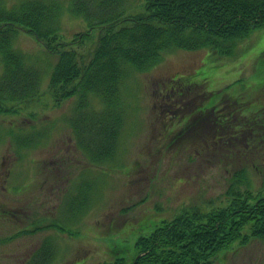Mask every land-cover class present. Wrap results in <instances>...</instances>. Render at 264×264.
I'll return each instance as SVG.
<instances>
[{"label": "rangeland", "instance_id": "obj_1", "mask_svg": "<svg viewBox=\"0 0 264 264\" xmlns=\"http://www.w3.org/2000/svg\"><path fill=\"white\" fill-rule=\"evenodd\" d=\"M20 1L0 0L8 8ZM58 1L67 40L89 29L70 11L72 0ZM143 3L129 0V14L140 12ZM96 37L76 49L93 50ZM14 49L41 73V95L32 103H8L5 108L16 113L0 115V264H27L44 240L51 244L45 264L130 260L137 240L160 220L195 206H223L238 169L255 161L264 170V139L223 127L233 101L248 121L261 123L264 28L231 56L174 49L150 70H132L120 86L117 157L101 166L91 165L74 139L76 98L57 106L48 88L59 55L26 33ZM177 96L183 108L171 101ZM232 120L241 127L246 122ZM252 129L264 135L262 127ZM249 172L258 180L253 168ZM213 264H264V240L236 242Z\"/></svg>", "mask_w": 264, "mask_h": 264}, {"label": "trees", "instance_id": "obj_2", "mask_svg": "<svg viewBox=\"0 0 264 264\" xmlns=\"http://www.w3.org/2000/svg\"><path fill=\"white\" fill-rule=\"evenodd\" d=\"M127 2L73 0L70 11L83 18L89 30L70 42L62 34L59 2L23 0L10 9L0 4V113L10 110L5 108L8 103H32L41 94L40 72L13 48L24 31L59 55L51 95L56 103L78 96V115L72 121L76 141L92 162H107L116 155L123 128L120 86L132 70L147 71L174 49L205 48L231 56L242 41L264 28V0H145L142 11L133 15H127ZM94 31L99 32L94 49L78 51ZM93 98L102 102V111L89 110ZM253 125L261 126L251 123V129ZM252 167L262 176L260 183L253 182L248 168L238 169L225 205L192 207L162 220L138 239L130 264H213L236 241L264 239V172L256 162ZM49 250L46 243L30 264H45ZM109 264L128 260L117 258Z\"/></svg>", "mask_w": 264, "mask_h": 264}]
</instances>
